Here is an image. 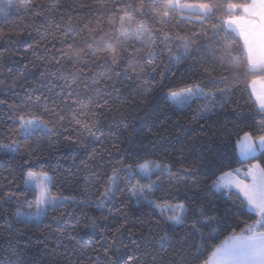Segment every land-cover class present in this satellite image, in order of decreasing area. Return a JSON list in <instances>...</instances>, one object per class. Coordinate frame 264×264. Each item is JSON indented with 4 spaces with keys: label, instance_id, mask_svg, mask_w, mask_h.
<instances>
[{
    "label": "snow or ice",
    "instance_id": "6c2138e0",
    "mask_svg": "<svg viewBox=\"0 0 264 264\" xmlns=\"http://www.w3.org/2000/svg\"><path fill=\"white\" fill-rule=\"evenodd\" d=\"M94 7L93 0L74 5L47 0L22 13L20 0H0V23L27 19L19 21L14 35H31L29 24L34 26L38 14L55 11L57 20L56 31L49 25L37 45L44 50L39 59L48 86L22 84L17 101L0 79L8 90H0V108L12 121L0 132V162H18L23 180L19 192L0 188V264H145L142 257L151 255L150 248L171 241L176 243L167 264H264V0H120L104 5L111 14L106 21L91 16ZM181 24L200 27L184 31ZM204 39L219 41L212 65L195 73L201 79L170 88L168 100L182 111L203 99L196 120L206 121L229 107L243 80L259 116L248 130L223 124L207 144L181 145L174 162L129 136L127 142L140 150L109 160L107 167L100 162L103 154L100 160L89 157L90 164L68 171L66 182L77 187L67 195L56 189L54 173L37 170L35 137L70 125L76 137L87 133L79 141L85 151L103 144L108 138L101 117L114 110L121 88L156 90L158 45L178 64ZM237 40L239 51L232 47ZM145 45L146 53L137 51ZM213 65L228 74L215 75ZM221 83L226 86H216ZM164 85L161 78L159 87ZM61 140L77 143L72 136ZM110 147L120 151L116 143ZM111 150L106 149L109 155ZM9 177L4 179L17 187L14 170ZM133 205L142 213L135 229L128 226L127 208ZM57 212L51 218L61 221L63 230L57 229V242L49 247L47 236L41 239L33 229ZM125 235L133 238L125 242Z\"/></svg>",
    "mask_w": 264,
    "mask_h": 264
},
{
    "label": "trees",
    "instance_id": "16d2710c",
    "mask_svg": "<svg viewBox=\"0 0 264 264\" xmlns=\"http://www.w3.org/2000/svg\"><path fill=\"white\" fill-rule=\"evenodd\" d=\"M42 2H47V0H28V3L20 0L21 11L23 13V10L30 5H36L38 8ZM75 2L76 0H62L65 5H74ZM93 2L96 3V7L92 9L91 16H98L102 21H106L111 14L105 12L104 5L110 7L112 3L118 4L120 0H93ZM64 10L67 11V9ZM81 15H83V12ZM55 17V11L45 13L43 18L38 14L34 18V26L29 24L31 35L27 33L14 35L19 29L20 20L23 19L27 23L25 15L16 17L15 20L7 23H0V32L4 33V35H0V79H3L5 84L12 89L8 94L14 100L18 101L23 95L22 84L35 86L37 89L46 88L49 84L48 74L41 67L39 59L43 56L44 50L37 45L42 40V34L49 25L52 26L53 32L56 31L57 20ZM102 26L105 25L102 24ZM180 27L184 31H190L200 26L198 24H181ZM9 34L14 35L12 40L5 38ZM209 36H211V32H209ZM200 45L199 48H194L191 51L188 58L178 64L169 58L167 51L162 46L158 45L157 55L154 60L157 68L156 73L153 74L156 77L154 81L157 85L156 90L145 92L142 88H132L130 91H125L121 88L114 110L101 117L103 122L100 127L104 132V136L108 138L103 141V144L96 142L85 151L80 146L79 141L83 140L87 133L76 137L70 125L67 130L60 129L54 135L45 136L41 134L35 137L34 141L38 144L37 150L40 155L39 161H33L37 170L43 169L54 173L53 183L56 185V189L63 190L64 194L67 195L71 193L72 187H77L76 185L70 187L69 183L66 182L68 171L75 170L77 166L83 168L85 164H90L89 157H95L100 160L103 154L104 158L100 162L107 167L109 160L115 163L116 157L124 158L130 153L140 150L139 144L127 142L126 138L129 136L142 140L144 148L155 156L165 157V154H167L166 159L174 162L178 158L177 149L181 145L207 144L208 137L214 136L215 130L223 124H227L229 127L235 124L240 130H248L254 123L253 118L258 120L259 116L256 115L252 100L247 92L244 91L245 84L243 80L240 81L239 89L236 90L235 95L231 98L229 107L220 115L206 121L196 120L202 106L206 103L203 99H196L182 111L169 102L167 93L170 88L171 90H178L184 87L189 79H201L202 77L195 75V73L200 71L202 65L205 67L212 65L213 52L219 47V41L215 40L207 43L206 39H204L200 41ZM238 45L239 41L237 40L232 47L239 51ZM147 50L148 45L137 49L138 52L143 53H146ZM213 66L216 69L215 75L228 74L219 65ZM209 70L211 71V68ZM97 75L99 77L103 73L98 71ZM161 78L165 79L164 87H159ZM216 86L223 87L226 85L221 83ZM0 90L8 91L3 88V85H0ZM13 93H16V95H13ZM120 110H123V112ZM7 115L8 110L0 108V132L12 126V121L7 119ZM62 135L72 136L77 140V143L62 141ZM97 135H100V133H97ZM110 142L118 144L120 151L111 150ZM49 143H51V146H49ZM106 149L111 150V155L108 154ZM227 151H230V149ZM9 170H14L15 185L17 186L15 188L4 179H12V177H9ZM78 187L82 188L83 185L81 184ZM0 188L11 189L16 192L22 190L23 180L18 162H0ZM118 205L119 202H117ZM62 211L64 210L62 209ZM127 212L131 221L128 226L135 229L138 227L137 217L142 215V213L137 212L134 205L128 207ZM53 215L58 216L60 213H50L49 217L46 218V223H42L40 228L33 229L41 239H44L45 235L47 236L46 242L49 247H52L57 242V229L63 230L62 222L53 220L51 218ZM115 218L117 220L122 219L118 213L115 214ZM243 219H248V217L244 216ZM111 220L112 217H110ZM110 221H103L102 223L110 224ZM233 226L236 227L235 224ZM132 238L127 235L124 237L125 242H129ZM26 239V237L21 238V242H26ZM175 243L176 241H171L157 245L155 248H150L149 252L151 255L142 257V260L145 264H167L168 257L174 254L172 245ZM33 244H35V241H33ZM39 251L40 249L37 247L32 248L34 253ZM153 257H155V261ZM41 264H43V261H41Z\"/></svg>",
    "mask_w": 264,
    "mask_h": 264
},
{
    "label": "rangeland",
    "instance_id": "374dc122",
    "mask_svg": "<svg viewBox=\"0 0 264 264\" xmlns=\"http://www.w3.org/2000/svg\"><path fill=\"white\" fill-rule=\"evenodd\" d=\"M195 100H196V99H195ZM195 100H193V101H195ZM193 101H192V102H193ZM192 102H191V103H192Z\"/></svg>",
    "mask_w": 264,
    "mask_h": 264
}]
</instances>
